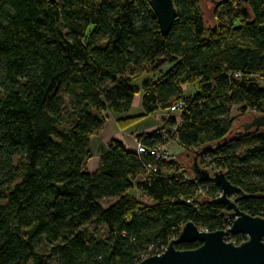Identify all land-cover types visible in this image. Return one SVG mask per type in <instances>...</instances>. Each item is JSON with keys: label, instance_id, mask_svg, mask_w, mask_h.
<instances>
[{"label": "trees", "instance_id": "trees-1", "mask_svg": "<svg viewBox=\"0 0 264 264\" xmlns=\"http://www.w3.org/2000/svg\"><path fill=\"white\" fill-rule=\"evenodd\" d=\"M173 2L163 36L149 0H0V264H138L187 223L232 225L210 203L220 187L185 180L193 174L179 161L113 140L87 171L92 140L138 95L143 113L120 116L122 129L159 113L160 127L136 136L148 150L173 142L194 157L225 143L200 166L222 170L248 195L240 209L264 217V127L235 134L239 117L264 114V1L249 2L247 19L238 0H223L213 26L201 0Z\"/></svg>", "mask_w": 264, "mask_h": 264}, {"label": "water", "instance_id": "water-1", "mask_svg": "<svg viewBox=\"0 0 264 264\" xmlns=\"http://www.w3.org/2000/svg\"><path fill=\"white\" fill-rule=\"evenodd\" d=\"M223 0H204V7L211 9L220 5ZM243 15L251 19L248 4L251 0H238ZM264 1V0H263ZM149 5L157 19L160 32L167 36L178 17L173 0H149ZM264 127V114L253 115L241 121L235 128L237 135ZM227 138H225V142ZM225 143L218 142L196 151L188 165L199 183H215L220 187L221 196L210 201L213 205H223L227 211L225 215L233 219L232 225L225 230L206 232L194 223L185 224L178 238L172 240L165 252L158 256H151L138 264H264V217H253L243 212L238 202L248 198L240 188L232 185L226 174L220 170L210 172L200 166L199 158ZM246 236V241L239 245L227 241L232 235ZM201 245L196 249L179 250L177 246L183 243Z\"/></svg>", "mask_w": 264, "mask_h": 264}, {"label": "crops", "instance_id": "crops-1", "mask_svg": "<svg viewBox=\"0 0 264 264\" xmlns=\"http://www.w3.org/2000/svg\"><path fill=\"white\" fill-rule=\"evenodd\" d=\"M141 100H142V95H138L137 99L136 100L134 99L135 105H139L142 108ZM120 116H123V115L111 114L110 118L106 122V125L103 131L98 137H96V139L99 141L96 146V153L90 158V160L86 164V169L88 172L94 173L99 169L100 156L104 151H106L111 141L113 140L120 141L123 144H125L130 150H136L135 137L137 135L152 133L153 131H155L156 129L160 127V124H159L160 122L158 120L160 116L159 113L149 116L147 118H144L139 123H137L135 126H132L127 129H122L120 125L118 124L117 121ZM154 116L157 119L156 122H155ZM133 128H134V131H133ZM168 148H169V151L172 152L173 154L179 155L177 153L178 148H179L177 144L172 142L168 145ZM176 160L178 161V159ZM180 163L183 165L186 164L182 156H181ZM132 193L135 194V191ZM137 196H140V194Z\"/></svg>", "mask_w": 264, "mask_h": 264}, {"label": "built area", "instance_id": "built-area-1", "mask_svg": "<svg viewBox=\"0 0 264 264\" xmlns=\"http://www.w3.org/2000/svg\"><path fill=\"white\" fill-rule=\"evenodd\" d=\"M236 76H240V74H237ZM183 106V103L180 102V103H177L175 104L170 112L168 113V115L166 116V120L171 116L173 115L174 113H176L181 107ZM136 153L138 155V157L140 158L143 154L146 155V154H149L151 156H153L156 160H161V161H166V162H173L176 160V158L174 156H172L171 154H169L168 150H167V145L166 143H163V144H159L157 145L156 147H154L153 149H147L146 147L143 146V144L138 141V144H137V150H136ZM202 157H205V154L202 155ZM144 169H145V172L147 174H153V173H156L157 172V166L154 165V164H147V165H144ZM185 180H188V181H192L196 184H198L199 182L196 181L194 179V176H187L185 177ZM140 181L141 182H146L147 181V176H143V177H140ZM200 192L202 193L203 190L200 189ZM221 196V192L217 194L216 197H220ZM230 227V226H229ZM229 227H227L226 229H228ZM207 232V231H206ZM246 237V236H245ZM175 239V238H174ZM229 241V240H227ZM229 242H232L234 243L235 245H239L240 243H238V241L236 240H233V241H229ZM166 250V247H161V248H158L156 249L154 246H150L149 247V250H148V253H145L143 254V260L146 259V258H149L151 257L152 255H155V256H158V255H161L165 252ZM154 253V254H152Z\"/></svg>", "mask_w": 264, "mask_h": 264}, {"label": "rangeland", "instance_id": "rangeland-1", "mask_svg": "<svg viewBox=\"0 0 264 264\" xmlns=\"http://www.w3.org/2000/svg\"><path fill=\"white\" fill-rule=\"evenodd\" d=\"M215 7H216V5L214 6V7H212L211 9H208V8H206V7H204V0H201V8H202V11H203V14H204V19H205V22H206V25L207 26H213L214 25V17H213V14H214V10H215ZM169 68V66H167V68L166 67H164L163 69H162V71H164L165 72V70H167ZM144 77L143 78H141V79H139L138 81H136L135 83H134V85H136V86H141V84H142V82L144 81ZM185 90H186V93L187 94H190V93H194L196 90H197V87L196 86H187L186 88H185ZM137 99V97L135 98V100ZM143 113V110H142V108L139 106V105H135V101H134V104H133V106L131 107V109H130V111L127 113V114H124L123 116H134V115H139V114H142ZM168 114H166L165 115V118H166V116H167ZM253 115H255L254 113H250V114H247L246 116H244V117H239V119H238V121H237V123L235 124V127L241 122V121H243V120H245V119H247V118H249V117H251V116H253ZM232 116L233 117H237V116H239V110L237 109V108H235L234 110H233V112H232ZM154 118H155V116H154ZM159 124L161 125L162 124V122H161V116H159ZM157 121V119L155 118V122ZM130 131H132V130H130ZM133 131H134V128H133ZM135 139H136V137H135ZM98 141L99 140H97L96 138H94L93 140H92V148H93V155L96 153V146H97V143H98ZM170 143H172V142H167V150H168V152H169V154H171L172 156H174L176 159H178V161L179 162H181V156L183 157V160L185 161V165H189L190 163H191V160H192V157L193 156H191V155H189L187 152H185V150L184 149H182V148H178V151H177V153L179 154V155H177V154H173L172 152H170L169 151V148H168V145L170 144ZM135 144H136V150H137V144H138V140L136 139V142H135ZM135 150V151H136ZM177 161V160H176ZM133 192V191H132ZM140 197V196H139ZM104 206H105V204H104Z\"/></svg>", "mask_w": 264, "mask_h": 264}, {"label": "bare ground", "instance_id": "bare-ground-1", "mask_svg": "<svg viewBox=\"0 0 264 264\" xmlns=\"http://www.w3.org/2000/svg\"><path fill=\"white\" fill-rule=\"evenodd\" d=\"M202 157V156H201ZM200 159V158H199Z\"/></svg>", "mask_w": 264, "mask_h": 264}]
</instances>
